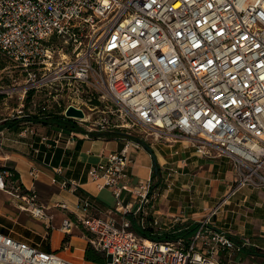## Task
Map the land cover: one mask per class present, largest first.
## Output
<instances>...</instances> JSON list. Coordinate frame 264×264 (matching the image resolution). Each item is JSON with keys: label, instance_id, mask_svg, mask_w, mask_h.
Masks as SVG:
<instances>
[{"label": "built area", "instance_id": "obj_1", "mask_svg": "<svg viewBox=\"0 0 264 264\" xmlns=\"http://www.w3.org/2000/svg\"><path fill=\"white\" fill-rule=\"evenodd\" d=\"M0 51L26 73L25 95L54 87L73 94L61 115L67 118L74 106L85 118L71 119L88 126L72 137L130 129L112 125L110 117L92 122L80 107L81 88L105 90L101 98L121 113L111 114L142 128L146 139L188 140L200 157L214 150L231 161L237 189L264 190V0H0ZM138 141L145 143L137 139L133 146L141 148ZM129 147L88 172L97 188L112 192L111 214L123 218L88 214L93 204L82 199V212L63 221L67 235L81 227L107 264H243V256L258 257L249 238L235 241L231 232L213 227L211 217L188 229L172 227L170 238L134 232L127 216L139 217L146 230L147 209L158 194L150 181L132 186ZM174 173L168 170V178ZM53 182L63 190L80 189L74 180ZM11 187L18 210L50 224L33 192L14 182ZM172 220L177 225L181 217ZM151 225L162 229L159 218ZM189 229L194 231L186 235ZM0 264L81 263L0 232Z\"/></svg>", "mask_w": 264, "mask_h": 264}, {"label": "crops", "instance_id": "obj_2", "mask_svg": "<svg viewBox=\"0 0 264 264\" xmlns=\"http://www.w3.org/2000/svg\"><path fill=\"white\" fill-rule=\"evenodd\" d=\"M23 119L18 117L20 121L14 127L0 131L1 150L6 153L11 169L20 175L18 184L34 193L52 220L50 224L30 220L28 214L19 211L16 205H11L12 208L1 205V233L72 262H85L90 235L81 227H74L71 235H67L62 229L63 221L82 212V199H89L93 204L88 214L117 221L123 218L122 214H111L116 208L112 192L97 188L88 172L92 167L107 162L110 154L121 152L130 145L132 186L150 181L154 187L155 178L159 175L162 178L157 202L147 209L145 232L164 238L171 236L173 230L188 229L211 217L212 226L231 232L235 241L249 238L254 246L251 254L258 253V257L264 259V190L251 187L237 189L236 171L227 162V157H221L214 150H210V155L200 157L190 141L173 136L154 141L150 145L151 152H148L143 146L134 147L133 141L137 139L130 138L126 132L113 137H72L73 131L33 124ZM25 130L28 131L26 134ZM41 137H46L47 141H41ZM154 157L159 175L154 171ZM56 169H61L62 173L57 174ZM168 170L175 171L170 178ZM32 172H36L38 177L34 178ZM54 179L77 181L80 189L76 193L63 190L59 183L53 182ZM125 202L132 203L128 194ZM63 204L67 210L59 207ZM178 216L181 221L174 225L172 218ZM127 218L133 221V228L141 229L139 217L129 215ZM156 218L161 221V231L151 225Z\"/></svg>", "mask_w": 264, "mask_h": 264}, {"label": "rangeland", "instance_id": "obj_3", "mask_svg": "<svg viewBox=\"0 0 264 264\" xmlns=\"http://www.w3.org/2000/svg\"><path fill=\"white\" fill-rule=\"evenodd\" d=\"M0 61L4 64V69L0 71V128L3 127L4 122H14L18 121V117H24V119L29 120L32 117L36 116H46V115H58L61 116L62 110L67 107L71 99L70 97H73V94L71 92H64L61 94L59 93L58 88H40L36 91H28V93L25 95L24 91L26 89L27 84V75L24 72L23 69L18 67L14 62L8 60L0 51ZM104 89V88H103ZM105 93V90L103 92H96L94 90H90L88 86H85L81 88V94L78 97L79 98V105L84 110L85 113H88V115H92L91 121H99L101 117H110L111 124L115 125L118 124L120 126L122 125H128L130 129H126L125 127L119 129L116 128L114 131L119 130L121 132H127L131 135L130 138H136V139H142L145 141V144L150 146L154 142L152 138L146 139V136L144 134V130L140 127L133 126L132 121L127 120V122H124L122 120H118V117H114L111 112L121 115L120 112H117L119 109L117 104L113 101L109 100H103L101 98L103 94ZM24 105V106H22ZM97 107L96 110L93 112L89 110V108ZM32 122V121H28ZM33 124H39L37 122H32ZM84 126H81V128H85L88 126L87 124H83ZM58 128V127H57ZM8 148V147H7ZM5 147V149L7 150ZM142 148V147H141ZM6 153L1 150V142H0V170L4 168H11V163L9 160L5 157ZM219 158V157H214ZM222 158H219L218 160H221ZM229 165H232L229 160ZM228 165V166H229ZM234 168V167H233ZM11 174L8 172L2 173L0 172V184L1 180L5 182V189H2L0 187V206H6L7 208L15 207L16 205L15 199L10 194L12 187L11 184L13 183L10 178ZM237 176V174H236ZM162 178L161 175H159L158 178H155L153 181L154 186V192L157 193L159 188V185ZM18 184L19 182H15ZM20 185V184H19ZM22 186V185H21ZM23 187V186H22ZM24 188V187H23ZM28 192V191H27ZM30 192V191H29ZM20 211V210H19ZM26 213V212H24ZM261 213V212H260ZM28 214V213H26ZM27 217L30 220L33 219L29 214ZM141 226V225H140ZM147 229V228H146ZM136 232L140 237H142V232L139 230V228H136ZM260 255V254H258ZM238 260H235V263H237ZM81 264H88L85 262H79ZM243 264H264L263 258H256L253 260L251 256L246 255V257L242 258ZM91 264V263H90Z\"/></svg>", "mask_w": 264, "mask_h": 264}, {"label": "trees", "instance_id": "obj_4", "mask_svg": "<svg viewBox=\"0 0 264 264\" xmlns=\"http://www.w3.org/2000/svg\"><path fill=\"white\" fill-rule=\"evenodd\" d=\"M4 69V64L0 61V71ZM20 121V120H18ZM17 120L14 121V122H4L3 123V127L0 128V131H2L4 128H12L16 125V123L18 122ZM22 121H32V122H37V123H41L43 125H46V126H55V127H58L62 130H65L67 132H71V131H82V128H80L76 122L73 120V119H68L66 118L65 116H58V115H53V114H50V115H46V116H36V117H32L30 118L29 120L27 119H23ZM102 136H106V137H113V136H116V135H121V132L120 131H117L116 133L114 134H111V133H101V134H93L94 137H101ZM0 172L2 173H5V172H9L11 174L10 178H11V181L12 182H18L20 180V175L13 169L11 168H4V169H1ZM160 174V171L157 175ZM155 188L152 187V191L154 190ZM136 228L137 227H134L133 228V231L136 232ZM139 228V227H138ZM139 230L142 232V237L145 238V239H153V236L152 234L150 233H147L145 232L146 230H141L139 228ZM194 230L193 229H189L187 230L185 233L186 235H189L193 232ZM137 233V232H136ZM138 234V233H137ZM164 238H170V236H164ZM84 261L88 264H107L106 263V257L105 255H103L102 253H99L95 250V248H93L91 246V244H89V246L87 247V250H86V253H85V257H84Z\"/></svg>", "mask_w": 264, "mask_h": 264}, {"label": "water", "instance_id": "obj_5", "mask_svg": "<svg viewBox=\"0 0 264 264\" xmlns=\"http://www.w3.org/2000/svg\"><path fill=\"white\" fill-rule=\"evenodd\" d=\"M66 116L68 119H71V118H77V119H84L85 118V114L83 113L82 110L80 109H77L76 107L74 106H71L67 111H66ZM142 144L143 148L148 151V152H151V148L150 146L146 145L145 143L141 142V141H138ZM155 158V157H154ZM158 165H157V162H156V158L154 160V171L156 174L159 173L158 171Z\"/></svg>", "mask_w": 264, "mask_h": 264}, {"label": "bare ground", "instance_id": "obj_6", "mask_svg": "<svg viewBox=\"0 0 264 264\" xmlns=\"http://www.w3.org/2000/svg\"><path fill=\"white\" fill-rule=\"evenodd\" d=\"M0 186H1V188L3 187V184H2V182H1Z\"/></svg>", "mask_w": 264, "mask_h": 264}]
</instances>
